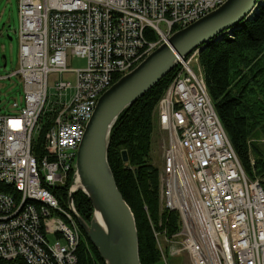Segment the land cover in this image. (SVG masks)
Listing matches in <instances>:
<instances>
[{
	"label": "built area",
	"instance_id": "built-area-1",
	"mask_svg": "<svg viewBox=\"0 0 264 264\" xmlns=\"http://www.w3.org/2000/svg\"><path fill=\"white\" fill-rule=\"evenodd\" d=\"M224 2L18 0L20 65L14 74L24 107L0 114V264L77 263L79 226L50 188L73 178L99 96L172 33ZM67 52L84 59L85 67L68 68ZM198 56L194 50L179 60L153 114L166 136L158 169L161 209L178 215L174 234L154 235L157 246L164 264L181 254L190 264H264V191L245 174L224 132ZM50 72L74 73V86L55 83L68 100L50 101ZM47 123L44 154L35 157L33 134ZM50 235L58 241L50 244Z\"/></svg>",
	"mask_w": 264,
	"mask_h": 264
},
{
	"label": "trees",
	"instance_id": "trees-1",
	"mask_svg": "<svg viewBox=\"0 0 264 264\" xmlns=\"http://www.w3.org/2000/svg\"><path fill=\"white\" fill-rule=\"evenodd\" d=\"M209 97L224 132L245 174L258 179L264 191V157L256 151L250 158L248 140L255 132L264 138V5L251 20L224 33L198 56ZM177 68L158 81L141 98L124 110L110 132L108 164L122 198L136 224L141 264H164L155 234L170 236L178 230V215L159 209L158 168L151 163L155 107ZM32 145L35 157L43 153V135ZM126 154V162L123 160ZM70 178L65 186L50 188L60 205L67 209ZM77 213L89 222L93 208L77 191L73 196ZM76 264H105L79 227Z\"/></svg>",
	"mask_w": 264,
	"mask_h": 264
},
{
	"label": "water",
	"instance_id": "water-1",
	"mask_svg": "<svg viewBox=\"0 0 264 264\" xmlns=\"http://www.w3.org/2000/svg\"><path fill=\"white\" fill-rule=\"evenodd\" d=\"M263 5L264 0H225L215 10L172 33L99 96L77 150L67 207L105 264H141L135 219L116 186L107 159L110 132L117 118L174 70L180 59L194 50L200 53L224 33L253 19ZM123 160H127L125 153ZM77 191L92 205L89 222L74 207ZM95 213L100 216V224L94 220Z\"/></svg>",
	"mask_w": 264,
	"mask_h": 264
},
{
	"label": "rangeland",
	"instance_id": "rangeland-1",
	"mask_svg": "<svg viewBox=\"0 0 264 264\" xmlns=\"http://www.w3.org/2000/svg\"><path fill=\"white\" fill-rule=\"evenodd\" d=\"M19 14L18 0H0V114H16L20 108L24 107V91L23 85L19 77L15 75L19 68ZM67 67L71 70H79L85 67V60L66 53ZM69 82L71 86L75 85V75L73 72H65L62 74L50 72L48 74V96L50 101H63L64 96L55 90V83ZM71 91H68V94ZM13 104L17 107L13 108ZM153 135L151 145V163L158 169L162 163V154L166 141L165 134L160 131L155 123L153 116ZM40 137L39 132L33 134V141L37 142ZM251 161L257 157L256 151L261 157H264V138L257 131L248 140ZM159 192V190H158ZM159 209L161 204L159 200ZM50 244L58 241L55 236L50 235L47 238ZM159 245L166 252V243L159 237ZM164 252V253H165ZM167 256V255H166ZM162 259V257H161ZM163 261V260H162ZM166 264H190L186 255L181 254L177 257H166Z\"/></svg>",
	"mask_w": 264,
	"mask_h": 264
},
{
	"label": "bare ground",
	"instance_id": "bare-ground-1",
	"mask_svg": "<svg viewBox=\"0 0 264 264\" xmlns=\"http://www.w3.org/2000/svg\"><path fill=\"white\" fill-rule=\"evenodd\" d=\"M94 220L97 222V223H101V219H100V216H99V214L98 213H95V218H94Z\"/></svg>",
	"mask_w": 264,
	"mask_h": 264
}]
</instances>
